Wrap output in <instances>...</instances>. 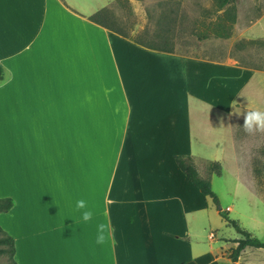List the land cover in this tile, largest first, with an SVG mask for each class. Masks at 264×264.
I'll return each mask as SVG.
<instances>
[{
    "label": "crops",
    "instance_id": "1",
    "mask_svg": "<svg viewBox=\"0 0 264 264\" xmlns=\"http://www.w3.org/2000/svg\"><path fill=\"white\" fill-rule=\"evenodd\" d=\"M116 1L0 0V126L30 147L16 168L61 192L15 202V262L232 264L200 254L208 202L176 157L207 179L216 174L205 165L220 163L216 176L256 192L235 122L264 105V70L145 49L90 20ZM101 223L108 239L98 245ZM236 264H264V252L247 248Z\"/></svg>",
    "mask_w": 264,
    "mask_h": 264
},
{
    "label": "rangeland",
    "instance_id": "2",
    "mask_svg": "<svg viewBox=\"0 0 264 264\" xmlns=\"http://www.w3.org/2000/svg\"><path fill=\"white\" fill-rule=\"evenodd\" d=\"M111 8L115 28L158 50L184 56L230 57L243 66L264 70V0L236 2V23L227 39L213 33L221 19L226 24L229 22H225L227 12L218 7L217 0H117ZM202 35L208 38L200 40ZM262 89L264 100V81ZM256 106L264 112V105ZM1 121L5 123L7 120L3 118ZM243 123L235 122V135L239 151L252 162L257 193L228 174L214 175L209 181L223 212L264 242V131L248 134L242 127ZM24 144L21 138L14 136V129L11 131L5 124L0 126V199L11 198L14 207L15 202H55L61 192H57L54 198L48 194L43 182L45 176H32L16 168L19 159L16 157L15 160V156L24 155ZM25 150L30 155V147H25ZM196 167L199 172L197 164ZM200 176L204 178L202 174ZM206 201L208 207L199 215L197 244L200 254L213 251L216 257L225 253L228 256L227 252L237 246L232 239H240L241 235L223 219L211 199ZM14 207L0 214V227L12 237ZM228 207L232 208L231 212ZM260 250L264 252V249ZM221 261L230 264L226 258ZM8 263L7 256L0 258V264Z\"/></svg>",
    "mask_w": 264,
    "mask_h": 264
},
{
    "label": "trees",
    "instance_id": "3",
    "mask_svg": "<svg viewBox=\"0 0 264 264\" xmlns=\"http://www.w3.org/2000/svg\"><path fill=\"white\" fill-rule=\"evenodd\" d=\"M238 0H217L218 7L221 10H225L227 12V16L225 19L229 20L228 24L221 21L218 23L214 30V35L219 38H230L231 37V29L232 26L236 23L235 18V5ZM90 20L96 24H99L112 32L120 35L122 38L133 41L136 45L143 47L145 49L158 50L154 48V46L147 45L142 43L137 39L131 38L125 31L115 28L114 23L116 22L114 19V14L112 12V8H105L100 12H97L93 16L90 17ZM207 35L199 36L200 40L207 39ZM160 52H171L169 50H158ZM5 79V71L4 67L0 64V83H2ZM176 162L180 169L185 173L190 182L201 192L205 199H211L213 203L219 208V213L223 217V219L233 227L236 232L241 235V238L235 240L234 243L237 244L235 248H232L228 252V258L232 262V264H236L239 261V258L242 252L247 248L254 249H264V242L254 237L251 233L244 230L237 221L230 219V217L223 212V210L219 207V200L216 194L212 189V184L209 179H204L200 176L195 160L193 158H184V157H176ZM208 169L210 173H215L216 175H221V164L217 162H211L208 164ZM257 174V171H256ZM14 207V202L10 198L0 199V214L7 213L11 211ZM2 256H7L9 259L8 264H16L14 256H15V244L14 239L9 236L1 227H0V258Z\"/></svg>",
    "mask_w": 264,
    "mask_h": 264
},
{
    "label": "clouds",
    "instance_id": "4",
    "mask_svg": "<svg viewBox=\"0 0 264 264\" xmlns=\"http://www.w3.org/2000/svg\"><path fill=\"white\" fill-rule=\"evenodd\" d=\"M244 131L248 134H253L258 131H264V112L249 111L244 114V123L242 125ZM77 210L86 209V202L84 200H78L76 203ZM93 213L88 210H84L81 213L82 220L87 222L91 220ZM108 239V225L98 224L96 244L103 245Z\"/></svg>",
    "mask_w": 264,
    "mask_h": 264
}]
</instances>
